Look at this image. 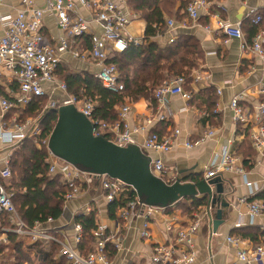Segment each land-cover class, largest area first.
Here are the masks:
<instances>
[{"label": "built area", "instance_id": "1", "mask_svg": "<svg viewBox=\"0 0 264 264\" xmlns=\"http://www.w3.org/2000/svg\"><path fill=\"white\" fill-rule=\"evenodd\" d=\"M242 1L246 3L248 0ZM260 2L262 7L259 10L247 8L246 21L252 26H258L261 22L260 13L264 12V0ZM20 7L13 16L0 18L4 30L0 38V77L8 75L10 81L18 87L13 102L0 96V142L8 147H17L24 140L40 134L36 121L26 119L19 122L16 116L6 121L4 117L12 109L25 108L35 99L46 97L45 85H53L65 97L58 103L47 105V110L72 105L91 123L94 136L104 137L120 147L134 145L131 131L125 122L127 106L122 108L118 120L106 123L93 116V103L90 100L77 99L70 95L66 85L56 80L61 58L63 54H69L79 61H91L97 68L94 77L104 89L115 94L123 91L118 69L109 63V60L123 54L130 45L142 44L141 39L133 38L127 33L126 29L133 19L127 7V0H44L43 8L35 6L32 0H21ZM79 8L88 13V19L78 13ZM47 13L54 15L56 25L63 35L55 45L42 33L43 17ZM224 13V7L214 5L210 0H188L185 9L186 22L189 25H198L201 15L204 14L214 24V30H211L208 24L202 25L205 31L223 34L224 44L231 39L238 40L242 52L258 56L264 61V31H259L251 42H248L241 24L229 23L222 17ZM93 25L100 28V35L91 31ZM175 26L172 20L166 23L165 29L172 41L175 39ZM181 27L187 28V23L183 22ZM160 32L157 30L156 35ZM191 78L193 82L199 80L194 75ZM185 85L186 79L183 76L170 78L160 85L154 92L156 106L151 119L157 124L169 125L174 115L170 98L179 96L185 102L191 99V94L184 88ZM260 94L264 95V87ZM216 95H220L219 89L216 90ZM223 109L230 110L233 124L239 127L240 137L249 141L254 152L264 154V101L260 102L252 117L239 106L237 97L233 98L227 107L221 106L219 102L215 103L213 114ZM146 122L151 123L149 120ZM179 134L177 129L166 136L153 132L148 134L139 146L143 155L149 159L151 174L166 184L175 182L176 176L171 174L172 169L166 167L161 158H154L149 154L160 155L169 152L175 146ZM215 134V129H208L197 139L187 140L183 146L188 150L201 147L208 140L214 139ZM47 141L43 144L48 153V174H58L63 179L66 188L62 196L64 203L74 200L85 187L96 183L100 185L108 203L120 201L122 206L116 210L111 227L94 222L89 234L85 233L77 222H74L71 228H67V225L55 226L52 218L27 224L13 204L12 193L7 190L11 177L7 157L0 168V247L7 246L10 237H14L18 243L30 248L37 244H44V247L50 243L56 245L65 264H114L117 254L125 249V235L130 221L139 220L138 236L150 248L149 264H195L193 237L197 234L204 216L211 222V218L206 214V207L204 215L196 212L184 221V224L179 222L177 216L171 217L165 223L161 234L164 240L154 242L153 220L165 215L168 207L148 206L138 198L132 187L121 181L90 174L57 159L48 151ZM38 146L40 147L39 144ZM224 172H234L243 177L244 185L250 193L241 198L239 203L247 206L250 217L264 214L263 202L257 199L248 201L264 190V181L262 186L248 182L240 159L225 146L213 155L206 167L205 178L213 179ZM91 212L90 207L85 209V213ZM176 222H179V225ZM86 237L91 239L90 250L83 253L80 246ZM224 244L235 250L236 262L230 264H264V241L248 248L243 247V241L239 237L228 235L224 238ZM60 257L56 259V264L60 262ZM126 264L136 263L133 259H128Z\"/></svg>", "mask_w": 264, "mask_h": 264}, {"label": "crops", "instance_id": "2", "mask_svg": "<svg viewBox=\"0 0 264 264\" xmlns=\"http://www.w3.org/2000/svg\"><path fill=\"white\" fill-rule=\"evenodd\" d=\"M35 6L44 7V0H32ZM214 5L222 6L225 13L222 17L231 24H241L242 32L247 40L248 29L245 26L247 8L261 9L260 0H248L243 3L242 0H210ZM21 0H0V18L13 16L21 7ZM129 12L133 15L130 25L127 27V33L133 38L141 39L142 46L145 45V21L134 13L127 3ZM178 8V5L176 9ZM183 12L179 13L182 16ZM78 13L88 19V13L82 9H78ZM174 21L175 29L173 35L175 39L179 35L191 37L198 43L202 57L196 69L192 70L191 77L199 78L197 82H193L190 78L186 89H189L191 96H197L199 93L213 90L216 95V90H220V95H216V103L223 107H227L233 98H238L239 106L252 117L255 109L260 102L264 101V95L260 94V90L264 87V61L258 56L250 53H244L240 49L238 40L231 39L224 44V36L220 33H212L204 30L202 25L208 24L211 30H214L212 24L206 15H201L198 25H189L186 22V17L176 19L175 17L164 16L163 27L161 32L150 39L160 48H165L171 44L172 37L166 32V23ZM187 23V28H182L181 24ZM43 35L48 41L55 45L62 38V33L56 25V19L52 14H45L43 17ZM247 30V33L245 32ZM91 31L97 35L101 34V30L96 25L91 27ZM4 30L0 23V38L3 36ZM86 45V44H85ZM80 46H82L80 44ZM61 64L56 74L57 82H63L59 79V75L70 71L75 74H89L94 76L97 71L96 66L91 61H79L72 58L69 54H63ZM64 83V82H63ZM65 84V83H64ZM186 86V85H185ZM47 93V104L58 103L64 99L62 93L57 91L53 85H45ZM18 87L10 81L8 75L0 77V96L10 102H13ZM191 100V99H190ZM189 101L182 100L179 96L170 98V105L173 110V118L169 122L167 129L151 119L153 116V104L149 99L139 97L132 100L130 97L124 98V102L117 108V117L123 107L127 106L128 112L125 116V122L128 125L134 145L141 146L144 138L150 133L159 132L160 136L171 135L174 129L179 131L175 146L167 153L160 155L149 154L151 157L161 158L163 164L172 169L173 176L176 179L188 180L191 177L197 176L199 180H205L206 167L212 160L214 154L218 153L222 147L229 148L230 151L236 153L240 159L242 166L246 171V179L248 182H253L258 186H262L264 181V154H258L252 150L249 141L242 139L239 135V127L233 124L232 114L230 110L223 109L221 112L209 114L205 108H197ZM214 110V109H213ZM1 111V110H0ZM19 117L18 112H11L6 115V121L14 117ZM149 120L151 123H147ZM208 129H215L214 139L208 140L201 147L188 150L183 144L187 140H195L200 137L203 132ZM36 149H40L35 143ZM17 147H8L0 142V168L3 161L10 156ZM49 161V160H48ZM10 164V163H9ZM49 175V174H48ZM50 176V175H49ZM57 176V177H55ZM55 177V185L52 191H60L64 188L63 179L60 175ZM216 178L220 179L223 188V194L226 190L229 191L228 201L222 200L220 203L227 204L228 207L222 209V223L213 230L211 222L204 216L203 221L198 229L197 234L192 240V251L195 255V264H230L236 262L235 250L224 244V238L228 235L239 237L243 241V247H251L261 244L264 241V214L250 217L247 206L239 203V200L249 195L250 191L245 187L243 177L234 172H224ZM213 178V179H216ZM198 200V199H197ZM256 200L249 199V202ZM109 204L100 185L93 183L85 187L81 194L69 202H63L62 215L58 220H54L55 226L71 225L76 222L80 216H95V222L112 226L113 218L109 216ZM90 207L92 212L85 213V209ZM181 207H184V212ZM205 206L195 210V206L191 201H181L178 204L168 206L167 212L163 216L155 217L152 225V234L154 242H162L164 240L162 231L165 223L171 218H178L181 224L190 219L196 212L204 215ZM186 210V212H185ZM216 208L211 210V220L215 217ZM116 212V211H115ZM115 215V213H114ZM179 222H176L179 225ZM140 227L139 220H131L125 235V249L122 253L117 254L114 259V264H126L128 259H133L136 264H149L148 258L150 248L138 236ZM257 232L255 240L243 235ZM44 247V246H43ZM46 248V247H44ZM34 248L27 247V254L30 257L37 255L33 252ZM38 256V255H37ZM32 260V259H31ZM32 264L33 261H32Z\"/></svg>", "mask_w": 264, "mask_h": 264}, {"label": "trees", "instance_id": "3", "mask_svg": "<svg viewBox=\"0 0 264 264\" xmlns=\"http://www.w3.org/2000/svg\"><path fill=\"white\" fill-rule=\"evenodd\" d=\"M127 3L131 10L139 14L146 23L144 38L146 43L142 46L130 45L123 54L109 60V63L114 64L118 69L120 82L124 87L123 91L118 94L109 92L94 76L89 74H75L68 71L59 75L68 93L77 99L90 100L93 103V116L106 123L118 120L116 110L123 104L126 97L132 100L139 97L149 99L154 109L156 106L155 90L170 78L183 76L186 79L184 88L189 92L186 87L189 84L191 72L197 68L202 57L197 41L189 36L179 35L165 48H160L150 41L156 35L157 30H162L165 15L176 19L186 17L184 12L182 16L179 13L185 11L188 0H127ZM260 15L262 17L258 26H252L249 21L245 22L248 29V42H251L259 31H264V12ZM245 32L247 33V30ZM46 102V97L38 98L25 108H15L11 111L18 112L19 119H24L23 121L27 118L39 117L40 134L24 140L17 146L9 161L11 177L8 180L7 190L12 193L13 204L27 224H33L35 221L42 222L48 218L58 220L62 215L63 200L59 195L60 191H52L57 176L48 175V153L43 144L48 140L55 126L57 115L52 110H47L42 114V108L47 104ZM190 103L197 108H205L211 114L216 103L215 92L209 89L197 96H191ZM157 125L163 126L164 130L168 127L161 123ZM156 131L158 135L162 132ZM35 143L40 145V149H36ZM65 192L64 187L61 190L62 196ZM255 198L264 203V190ZM185 201H191L195 210L206 204V200L203 199ZM120 206H122L120 201L109 204L108 213L111 218H114V213ZM76 222L81 224L85 233L89 234L94 227L95 216L93 214L91 216L79 215ZM243 236L255 240L257 232ZM90 244L91 239L86 237L80 246L83 253L90 250ZM21 245L14 237H10L8 245L0 247V256L5 250H10L6 256L0 257V264H32V260L27 252L21 249ZM33 248L37 250L35 252L40 259V264H56V258H52L49 253L41 250L40 245L37 244ZM12 258L15 259L11 261ZM60 259L58 264H65V260L62 257Z\"/></svg>", "mask_w": 264, "mask_h": 264}, {"label": "water", "instance_id": "4", "mask_svg": "<svg viewBox=\"0 0 264 264\" xmlns=\"http://www.w3.org/2000/svg\"><path fill=\"white\" fill-rule=\"evenodd\" d=\"M52 111L57 120L48 138L47 149L57 159L90 174L121 181L132 187L148 206L166 208L183 200H206L209 218L211 210L216 208L211 220L213 230L222 223V209L228 205L220 203L223 194L220 179L199 180L195 176L166 184L151 174L149 159L138 146L120 147L104 137L94 136L91 123L72 105Z\"/></svg>", "mask_w": 264, "mask_h": 264}, {"label": "rangeland", "instance_id": "5", "mask_svg": "<svg viewBox=\"0 0 264 264\" xmlns=\"http://www.w3.org/2000/svg\"><path fill=\"white\" fill-rule=\"evenodd\" d=\"M47 103V102H46ZM45 103V104H46ZM47 105L48 104H46L43 108H42V114L44 113V112H46L47 111ZM27 119H30V120H32V121H36V122H38V120H39V117H33V118H27ZM18 120H19V122H23V120L24 119H19V117H18ZM39 130H40V127H39ZM213 190H214V188H213ZM228 194H229V191L228 190H226L225 191V193L224 194H222V200L223 201H228V199H229V197H227L228 196ZM181 209H183V212H184V207H181ZM185 212H186V210H185ZM215 214V213H214ZM20 242H23V240H20ZM42 246H40V249L41 250H43L44 252H47V253H49L50 254V256L52 257V258H58V256H59V248L56 246V245H53V244H47V246H46V248H44L43 246H44V244H41ZM21 249L26 253L27 251V246L25 247V245L23 244V245H21ZM36 249H33V252L35 251ZM9 251L10 250H5L4 251V253H3V255H7L8 253H9ZM37 251V250H36ZM3 255L2 256H0V257H3ZM15 258H12L11 259V261H13ZM31 259H32V261H33V263L34 264H40V259L37 257V256H35V255H33V257H31Z\"/></svg>", "mask_w": 264, "mask_h": 264}]
</instances>
